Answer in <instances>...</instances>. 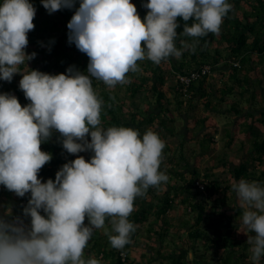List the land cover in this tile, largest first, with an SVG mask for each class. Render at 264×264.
<instances>
[{
    "label": "clouds",
    "instance_id": "obj_1",
    "mask_svg": "<svg viewBox=\"0 0 264 264\" xmlns=\"http://www.w3.org/2000/svg\"><path fill=\"white\" fill-rule=\"evenodd\" d=\"M75 3L41 0L49 14ZM143 7L148 11L142 19L131 0H80L67 24L68 42L86 54L87 70L70 66L66 74L52 75L21 70L36 56L26 52L28 33L35 28L34 5L30 0H0V80L11 83L21 75L19 89L29 101L22 106L15 95L0 94V185L18 197L30 194L23 208L29 223L10 210L0 215V264H100L96 258L85 259L93 232L104 229L111 246L123 250L136 231L129 220L135 200L168 182L160 170L165 142L151 129L141 136L133 128H104V101L92 79L113 89L131 82L128 74L141 71L140 61L160 65L170 57L179 60L184 51L194 53L199 38L219 34L232 4L147 0ZM178 19L185 22L182 35L193 38L191 43L181 40L180 48ZM54 133L76 158L56 172L55 180L42 182L39 173L52 154L41 146ZM82 152H91L90 160ZM232 190L244 209L242 225L252 234H246L248 259L261 264L264 186L240 179Z\"/></svg>",
    "mask_w": 264,
    "mask_h": 264
},
{
    "label": "trees",
    "instance_id": "obj_2",
    "mask_svg": "<svg viewBox=\"0 0 264 264\" xmlns=\"http://www.w3.org/2000/svg\"><path fill=\"white\" fill-rule=\"evenodd\" d=\"M143 1L131 0L142 19L148 11ZM228 2L232 10L219 34L199 38L194 53L184 51L179 60L170 57L160 65L140 61L141 71L128 74L131 82L113 89L92 79L104 101L102 126L133 128L141 136L149 129L156 132L166 144L160 170L169 180L158 188L150 187L145 197L135 200L129 220L136 231L130 244L117 250L104 229L95 230L85 259L96 258L100 264H250L248 234L239 229L244 209L232 184L245 179L264 186V0ZM30 3L36 8L35 28L28 33L26 50L36 53L33 61L38 70L66 74L73 66L86 72L88 57L68 42L67 24L80 0L73 8L52 14L41 0ZM177 22L176 46L180 48L181 40L191 43L193 38L183 36L185 22ZM187 23L191 26L193 21ZM205 64H210V72L192 79L184 90L178 76L189 75ZM172 77L174 81L169 82ZM2 93L15 95L22 106L29 103L19 89L17 75L11 83L0 80ZM219 122L223 124V143L218 152ZM41 147L52 154L39 173L42 182L55 180L56 172L76 158L63 149L58 133ZM79 155L90 160L92 153ZM218 167L226 176L216 173ZM0 186V194L1 190L9 194V205L0 215L10 210L13 216L29 218L23 217V208L30 194L18 197ZM180 207L182 214L173 219ZM106 227L110 230L107 221ZM141 243L145 244L139 257L132 258ZM121 253H125L124 259Z\"/></svg>",
    "mask_w": 264,
    "mask_h": 264
},
{
    "label": "rangeland",
    "instance_id": "obj_3",
    "mask_svg": "<svg viewBox=\"0 0 264 264\" xmlns=\"http://www.w3.org/2000/svg\"><path fill=\"white\" fill-rule=\"evenodd\" d=\"M26 52L29 54L30 52H29V50H26ZM24 66V68H23V71H29V70H38V65L33 61V59L31 60V61H28V63H27V65L25 64V65H23ZM29 69H28V68ZM17 76H18V81H20V79L22 78V76L21 75H19V74H17ZM174 81V78L172 77L170 80H169V82H173ZM213 115V114H212ZM222 126H223V124L221 123V122H219V127H218V129H219V132H218V134H216V138H217V146H216V150L219 152L220 151V149L222 148V143H223V141L220 139V137H221V134L223 133V129H222ZM225 155H230V152H227V150H225ZM216 173H221V171H220V167H218V169L216 170ZM227 174V173H226ZM226 174H224V173H221V175H222V177L223 176H226ZM0 189H2L1 188V186H0ZM3 190V189H2ZM1 190V194H0V211H2L3 210V208L4 207H6V205H9L8 203H7V201L9 200V198H8V192L7 191H2ZM15 195V194H14ZM182 214V208L180 207L178 210H176L175 212H173V214H172V218L174 219L175 217L177 218L179 215H181ZM30 222V217L29 218H25V223H29ZM245 229L244 228V226L243 227H239V229ZM245 233L246 234H248V235H250V233H247L246 232V229H245ZM144 244L145 243H141V244H138V246L136 247V249H134L133 250V252H132V254H131V257L132 258H134V257H139L138 255H139V252L142 250V248H143V246H144Z\"/></svg>",
    "mask_w": 264,
    "mask_h": 264
},
{
    "label": "built area",
    "instance_id": "obj_4",
    "mask_svg": "<svg viewBox=\"0 0 264 264\" xmlns=\"http://www.w3.org/2000/svg\"><path fill=\"white\" fill-rule=\"evenodd\" d=\"M145 3H147V0L143 1V4H145ZM144 9H146V8H144ZM210 68H211L210 64H205L199 70L192 71L189 75L188 74L179 75L178 77L180 78V82L183 84L182 88H184V90H186V85L189 84L192 79L198 78L201 74H205V73L210 72ZM123 256H125V255L123 254Z\"/></svg>",
    "mask_w": 264,
    "mask_h": 264
}]
</instances>
